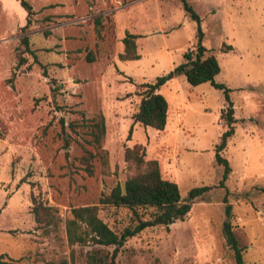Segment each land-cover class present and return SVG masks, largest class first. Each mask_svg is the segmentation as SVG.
I'll return each mask as SVG.
<instances>
[{
    "label": "rangeland",
    "instance_id": "obj_1",
    "mask_svg": "<svg viewBox=\"0 0 264 264\" xmlns=\"http://www.w3.org/2000/svg\"><path fill=\"white\" fill-rule=\"evenodd\" d=\"M25 1L33 11L27 27L19 0H0L3 261L45 264L64 256L68 264H109L113 247L68 248L64 220L125 181L124 151L139 144L162 178L178 185L181 199L193 188H213L183 220L128 239L114 264H235L223 234L224 200L244 263L264 264V0H187L201 20L203 46L219 62L215 81L230 90L234 106V135L221 152L231 167L224 188L216 187L222 167L215 162L226 129L221 90L192 87L176 75L159 90L168 104L164 130L132 120L139 85L169 74L195 46L197 24L180 0ZM126 32L139 36L138 60L118 59ZM99 114L108 168L96 157L89 175L79 159L95 151L87 141ZM33 200L57 208L63 246L35 228ZM99 218L116 232L132 224L123 208L99 206Z\"/></svg>",
    "mask_w": 264,
    "mask_h": 264
},
{
    "label": "trees",
    "instance_id": "obj_2",
    "mask_svg": "<svg viewBox=\"0 0 264 264\" xmlns=\"http://www.w3.org/2000/svg\"><path fill=\"white\" fill-rule=\"evenodd\" d=\"M183 9L191 20L197 24L196 43L192 50L183 54V61L166 76L158 77L153 83L139 85L140 102L132 120L134 124L151 127L162 131L167 121L168 104L159 90L176 75H183L186 82L192 86L209 83L213 88L221 90L224 95L225 108L221 110V120L226 129L222 132L218 145L215 147V162L222 167V176L216 187L224 188L225 182L231 173V167L221 152L226 148L227 142L234 135V106L230 99V90L225 85L217 83L215 77L220 72L217 58L208 53L203 46L204 34L200 26V18L193 11L187 0H180ZM20 5L26 11V26L30 24V16L33 14L31 5L25 0H19ZM95 25H100L99 19L94 20ZM139 36L126 32L123 39V52L118 55L120 61H135L140 59L137 54L136 39ZM21 44L28 50V39L23 38ZM230 48V47H229ZM87 62H92L86 57ZM57 87H53L55 91ZM91 140L88 144L94 146V152L86 150L79 159L83 170L93 174L92 160L99 158L104 168H108L107 152L101 149V140L105 136V122L103 115L99 114L91 119ZM132 128L129 130L130 137ZM144 147L135 144L124 151V161L130 172L125 181L117 183L109 193L102 195L97 204L74 207L71 209V217L64 220L65 244L71 250L74 246L96 245L113 247L109 264H114L116 254L124 243L148 228L163 226L168 228L176 221L183 220L190 212L195 201L210 191L213 187L203 186L189 191L185 200L181 199L178 185L170 180L163 179L156 160H145ZM264 193V188L260 189ZM225 202V220L223 222V234L228 248L233 252L235 264H245L242 248L239 247L231 225L230 205ZM99 206L116 209H126L131 213L132 224L116 232L99 218ZM32 213L35 228L41 230V234L54 237L63 246L60 232L61 219L58 217L57 208L48 206L42 202L32 201ZM59 246V244H58ZM59 254L55 252L54 255ZM72 256V255H71ZM4 255L0 256V264H14L15 261H3ZM97 262V260H96ZM45 264H68L66 257L60 259L55 256Z\"/></svg>",
    "mask_w": 264,
    "mask_h": 264
}]
</instances>
